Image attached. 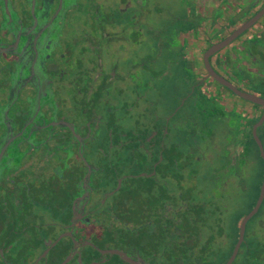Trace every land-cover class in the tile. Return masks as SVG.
I'll return each mask as SVG.
<instances>
[{
    "label": "flooded vegetation",
    "instance_id": "af4514ba",
    "mask_svg": "<svg viewBox=\"0 0 264 264\" xmlns=\"http://www.w3.org/2000/svg\"><path fill=\"white\" fill-rule=\"evenodd\" d=\"M192 2L188 90L142 129L124 123L149 114L164 73L128 46L151 36L150 0H0V264H264V220L248 231L261 205L242 238L249 211L226 221L250 141L262 159L264 105L204 63L264 0ZM208 60L264 102V13Z\"/></svg>",
    "mask_w": 264,
    "mask_h": 264
},
{
    "label": "rangeland",
    "instance_id": "374dc122",
    "mask_svg": "<svg viewBox=\"0 0 264 264\" xmlns=\"http://www.w3.org/2000/svg\"><path fill=\"white\" fill-rule=\"evenodd\" d=\"M192 5V0H150L152 13L149 18V26L152 29L151 36L143 38L141 44L131 43L128 48H130V52L133 55V58H131L132 63L137 61L144 63V66L149 70L148 74L150 77L156 73H164L153 80V84L158 87L161 94H155L150 91L151 93L149 92L147 98L156 99L158 95L160 97L158 102H156L154 107L150 106L148 108L149 114L147 113L141 121L133 123L134 119H132L124 123L125 126L135 125V128L142 129L149 126L152 122V115L165 116L168 110L170 111L175 107L177 103L175 100L176 96L184 94L188 90L184 84L183 75H189L190 69L183 58H186L188 54V48L192 39L197 34V28L203 26L202 17L194 14ZM219 13L220 11L217 9L214 11L213 16L219 15ZM159 35H162L160 46ZM182 71L183 73H181ZM148 74H146V77ZM219 86L217 84V87ZM210 103L213 104V100ZM216 103V112H222L223 114V106L218 105L219 101H216ZM151 112L154 113L151 114ZM211 114H214V112ZM198 122L203 123L201 119ZM208 125L214 128L213 131H216L217 135L218 131L220 134H223V131H225L223 123L214 117L208 121ZM200 137L198 142L202 141V136ZM250 143L249 161L244 181L245 189L240 194H232L231 199H227V204L230 203L229 207L231 208L230 213L226 216L227 223L232 224V222L237 221L250 211L258 195L262 173L264 172V163L254 143L252 141ZM213 155H215L214 152ZM135 164L137 165L136 162ZM196 166L201 174L198 179L208 181L215 165H209L204 168L203 162L199 161V164L197 163ZM131 168L133 169V167ZM134 168L133 171H137V167ZM263 220L264 201L257 214L251 220V223H249L248 231L254 229ZM231 229H233L232 226Z\"/></svg>",
    "mask_w": 264,
    "mask_h": 264
},
{
    "label": "water",
    "instance_id": "95a60500",
    "mask_svg": "<svg viewBox=\"0 0 264 264\" xmlns=\"http://www.w3.org/2000/svg\"><path fill=\"white\" fill-rule=\"evenodd\" d=\"M263 13H264V7L254 17L250 18L241 27H239V29L235 30L227 39H225L222 42L217 43L215 46L211 47L204 55V63H205V66H206L209 74H211L212 77L216 78L221 84L228 86L230 89H232L234 92H236V94L241 95L242 97H244L250 101H253L257 104H263L264 105V102L261 101L259 98H256L254 95H245V94L239 92L233 86H231L229 83H227L225 80H223V78L219 77L210 67L209 60H208L209 55L213 54L214 52H216L220 48L224 47L228 42H230V41L234 40L236 37H238L244 30L249 28ZM263 119H264V116L260 119L258 125L262 123ZM256 126L253 127V135H254V138L259 145L260 155L264 161V150H263V147L261 145V141L259 140L258 136L256 135ZM263 199H264V174H263V180L261 182L259 195L256 199V202H255L253 208L242 219L240 238H242L243 229H244L246 221L249 220L258 211V208L261 205Z\"/></svg>",
    "mask_w": 264,
    "mask_h": 264
}]
</instances>
